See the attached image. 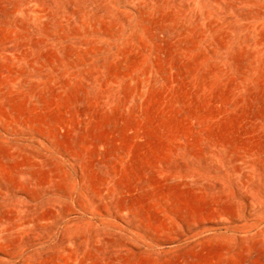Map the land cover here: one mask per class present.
Instances as JSON below:
<instances>
[{"label": "rangeland", "instance_id": "obj_1", "mask_svg": "<svg viewBox=\"0 0 264 264\" xmlns=\"http://www.w3.org/2000/svg\"><path fill=\"white\" fill-rule=\"evenodd\" d=\"M0 264H264V0H0Z\"/></svg>", "mask_w": 264, "mask_h": 264}, {"label": "bare ground", "instance_id": "obj_2", "mask_svg": "<svg viewBox=\"0 0 264 264\" xmlns=\"http://www.w3.org/2000/svg\"><path fill=\"white\" fill-rule=\"evenodd\" d=\"M230 152V151H229Z\"/></svg>", "mask_w": 264, "mask_h": 264}]
</instances>
